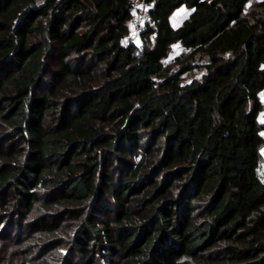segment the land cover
Listing matches in <instances>:
<instances>
[{
    "label": "trees",
    "instance_id": "obj_1",
    "mask_svg": "<svg viewBox=\"0 0 264 264\" xmlns=\"http://www.w3.org/2000/svg\"><path fill=\"white\" fill-rule=\"evenodd\" d=\"M153 2L136 52L131 0H0V241L21 218L18 264H264V0Z\"/></svg>",
    "mask_w": 264,
    "mask_h": 264
},
{
    "label": "built area",
    "instance_id": "obj_2",
    "mask_svg": "<svg viewBox=\"0 0 264 264\" xmlns=\"http://www.w3.org/2000/svg\"><path fill=\"white\" fill-rule=\"evenodd\" d=\"M153 7V0H131L129 30L125 34L123 42L126 45H134L136 52L143 51L147 42L153 43L157 37L158 26L156 19L152 17ZM261 119L264 121V110ZM260 155L256 172L258 178L264 184V148Z\"/></svg>",
    "mask_w": 264,
    "mask_h": 264
},
{
    "label": "rangeland",
    "instance_id": "obj_3",
    "mask_svg": "<svg viewBox=\"0 0 264 264\" xmlns=\"http://www.w3.org/2000/svg\"><path fill=\"white\" fill-rule=\"evenodd\" d=\"M188 13H189V10L186 9V8L185 9L184 8H180L179 10H177L174 13L173 25L175 27L180 26L179 24L187 16ZM180 53H181V50L179 49V47L175 46L171 57L178 56ZM195 58H196L195 62L202 63V60L200 58H198V56H196ZM57 68H58V63L55 61V62H53L51 64V69L55 70ZM194 74L195 75H193V76H187V78H185V80L187 81L188 79H191V77L199 75L198 71H195ZM45 80H46L47 83H51L52 78H50L49 76H46ZM69 221L70 220L65 219L63 221V223L64 224L65 223H70ZM22 222H23V220L21 218H17L16 219L15 223L18 224L19 226H17V229H15V231H13V233L9 236V239H8L7 243H9V244L11 243V244L10 245L7 244L8 247H6V245L3 244V243H5L4 241H0V264H18L19 261L17 260V257L19 256V253L21 252L20 251L21 245L17 244V242L19 241V239L21 237V234H23V232H24V230H23L24 228L22 227V225L19 224V223H22ZM67 225H69V224H66V226ZM59 248L64 251L63 246H59L58 249ZM54 252L55 253H59V251H57V250H55ZM38 264H40V263H38Z\"/></svg>",
    "mask_w": 264,
    "mask_h": 264
},
{
    "label": "crops",
    "instance_id": "obj_4",
    "mask_svg": "<svg viewBox=\"0 0 264 264\" xmlns=\"http://www.w3.org/2000/svg\"><path fill=\"white\" fill-rule=\"evenodd\" d=\"M261 103L264 104V92L261 95ZM262 120V119H261ZM263 121V120H262ZM264 122V121H263Z\"/></svg>",
    "mask_w": 264,
    "mask_h": 264
}]
</instances>
